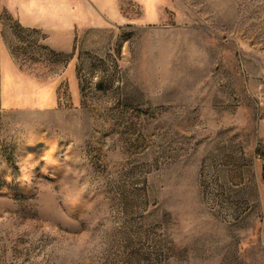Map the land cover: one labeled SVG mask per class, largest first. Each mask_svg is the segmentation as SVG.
<instances>
[{
  "label": "rangeland",
  "instance_id": "rangeland-1",
  "mask_svg": "<svg viewBox=\"0 0 264 264\" xmlns=\"http://www.w3.org/2000/svg\"><path fill=\"white\" fill-rule=\"evenodd\" d=\"M0 264H264V0H0Z\"/></svg>",
  "mask_w": 264,
  "mask_h": 264
}]
</instances>
